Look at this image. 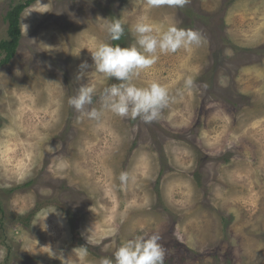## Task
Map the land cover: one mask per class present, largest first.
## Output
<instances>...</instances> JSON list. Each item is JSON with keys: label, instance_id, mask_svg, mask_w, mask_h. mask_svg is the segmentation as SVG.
I'll list each match as a JSON object with an SVG mask.
<instances>
[{"label": "rangeland", "instance_id": "374dc122", "mask_svg": "<svg viewBox=\"0 0 264 264\" xmlns=\"http://www.w3.org/2000/svg\"><path fill=\"white\" fill-rule=\"evenodd\" d=\"M24 1L0 0V40ZM40 3L20 15L12 60L0 54V264H99L153 234L163 264H264V0ZM141 17L202 34L133 78L165 86L169 104L151 123L77 113L68 98L94 70L80 65H92L97 42L134 44ZM100 18L121 19L120 40ZM113 83L91 80L90 107L100 110ZM80 246L87 256L73 252Z\"/></svg>", "mask_w": 264, "mask_h": 264}, {"label": "clouds", "instance_id": "9594fccd", "mask_svg": "<svg viewBox=\"0 0 264 264\" xmlns=\"http://www.w3.org/2000/svg\"><path fill=\"white\" fill-rule=\"evenodd\" d=\"M40 3V0H38ZM161 0H148L151 6L158 5ZM170 4L183 6L187 0H168ZM41 7L42 6L40 3ZM106 32L112 41L120 40L124 35L125 28L120 18L103 19ZM25 30L27 25H24ZM136 35L135 43L122 48L108 42H97L90 52L92 65L86 62L80 65L81 69L92 67L88 72V83L78 88L77 94L68 98V104L77 113L87 116L90 120L100 121L104 110L110 111L119 117L139 118L145 123H151L158 119L162 110L169 104L168 89L158 82H151L145 87H138L132 81L139 72L153 66L162 53H175L181 48L199 46L202 42V34L198 30L177 28L169 26L166 31H161L146 18L141 17L134 25ZM114 78L119 83H113L103 89L100 94V110L90 107L93 104L95 87L91 80L98 75ZM81 72L77 79L84 77ZM185 87L191 89L194 81L188 77ZM119 182L126 186L130 180V174L122 171L119 174ZM56 212V211H55ZM158 235H137L132 239L122 242L113 257H102L99 264H163L164 249L159 244ZM80 257L87 256L84 246L73 249Z\"/></svg>", "mask_w": 264, "mask_h": 264}, {"label": "trees", "instance_id": "16d2710c", "mask_svg": "<svg viewBox=\"0 0 264 264\" xmlns=\"http://www.w3.org/2000/svg\"><path fill=\"white\" fill-rule=\"evenodd\" d=\"M37 0H25L13 5L7 12L4 21L6 23L7 39L0 40V54H3L2 63H8L16 54L21 39L20 15L31 7Z\"/></svg>", "mask_w": 264, "mask_h": 264}]
</instances>
